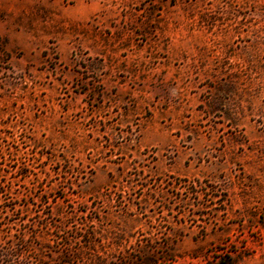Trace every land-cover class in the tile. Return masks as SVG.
<instances>
[{
	"label": "rangeland",
	"instance_id": "374dc122",
	"mask_svg": "<svg viewBox=\"0 0 264 264\" xmlns=\"http://www.w3.org/2000/svg\"><path fill=\"white\" fill-rule=\"evenodd\" d=\"M226 262L264 264V0H0V264Z\"/></svg>",
	"mask_w": 264,
	"mask_h": 264
},
{
	"label": "trees",
	"instance_id": "16d2710c",
	"mask_svg": "<svg viewBox=\"0 0 264 264\" xmlns=\"http://www.w3.org/2000/svg\"><path fill=\"white\" fill-rule=\"evenodd\" d=\"M10 257H14V256L11 255ZM228 263H229V262H226V263H223V264H228Z\"/></svg>",
	"mask_w": 264,
	"mask_h": 264
}]
</instances>
